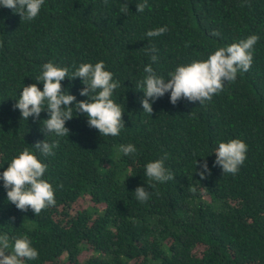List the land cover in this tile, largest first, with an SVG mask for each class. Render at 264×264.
Here are the masks:
<instances>
[{
  "label": "trees",
  "instance_id": "trees-1",
  "mask_svg": "<svg viewBox=\"0 0 264 264\" xmlns=\"http://www.w3.org/2000/svg\"><path fill=\"white\" fill-rule=\"evenodd\" d=\"M143 2L45 0L32 21L0 7V173L46 139V111L39 121L26 120L13 107L25 85L38 83L45 63L68 67L71 78L80 64L104 61L120 84L112 99L125 111L118 136H101L75 111L66 122L69 137L47 136L60 142L54 156L40 157L56 203L39 215L9 203L0 180V234L11 242L29 236L39 256L25 264H264V0H147L139 13ZM164 26L163 35L146 36ZM251 35L259 40L250 70L210 102L182 98L174 106L166 93L152 115L143 111L137 85L146 66L169 79L178 66ZM69 78L64 90L86 100L82 79ZM237 138L248 145L247 158L237 174H223L213 167L214 151ZM127 144L137 153L124 155ZM165 154L175 179L156 182L149 200L139 202L134 191L149 183L147 163ZM205 159L211 174L201 179L197 161Z\"/></svg>",
  "mask_w": 264,
  "mask_h": 264
},
{
  "label": "clouds",
  "instance_id": "clouds-1",
  "mask_svg": "<svg viewBox=\"0 0 264 264\" xmlns=\"http://www.w3.org/2000/svg\"><path fill=\"white\" fill-rule=\"evenodd\" d=\"M107 3V0H105ZM45 0H0V7L12 9L19 14L22 21H32L40 13ZM148 7L147 0L137 4V12H144ZM129 9L125 3L124 11ZM167 26L149 30L148 38L163 35ZM212 36H219L218 31H213ZM257 35H251L237 43L226 47H220L203 61H193L187 65L178 66L174 72L169 73V79L158 76L151 64L144 68L146 77L139 82L137 87L144 93L141 100L144 112L152 115L153 103L170 93V102L177 105L183 98L190 103L199 102L200 105L210 102L214 94H218L224 88L226 82H234L238 72L250 70L253 62L254 45L258 42ZM155 53L154 47L149 49ZM157 55L151 56L155 63ZM105 62L82 63L69 78L70 69L61 67L53 62L43 65L42 74L36 81L43 83V90L38 83L25 85L20 92L14 109H19L22 119L30 117L39 121L42 112H47L48 119L43 120L41 131L46 136L43 141H38L34 146L25 147L15 156L5 171L0 173V180L7 190V200L14 204L18 210L27 212L31 209L36 215L50 206H54L55 189L53 185L44 179L48 165L40 157L54 156V149L59 147V139L48 141L47 136L54 134L56 137H64L70 134L66 122L74 118L75 114H86L88 126L97 129L101 136H118L125 127L124 109L116 103L112 97L114 90L120 87L119 81L113 80V73L105 70ZM66 78L75 80L81 78L84 87L80 91L86 100L77 101V97L64 90L62 81ZM75 106L73 107V103ZM120 151L124 155L137 153L133 144L121 145ZM248 145L241 139H231L220 142L214 153L216 159L213 167L219 166L223 174L235 175L247 158ZM39 153V156L37 155ZM167 155L149 162L146 165L145 175L149 180L146 186H138L135 198L144 203L149 200V189L156 188V182L164 183L175 179L172 172L165 166ZM201 179L211 174L207 159L201 164L197 161ZM62 187V185H61ZM195 191V189H193ZM15 220V217L12 218ZM39 252L33 247L27 234L16 237L11 242L7 234H0V264H25L26 260L38 259Z\"/></svg>",
  "mask_w": 264,
  "mask_h": 264
},
{
  "label": "rangeland",
  "instance_id": "rangeland-1",
  "mask_svg": "<svg viewBox=\"0 0 264 264\" xmlns=\"http://www.w3.org/2000/svg\"><path fill=\"white\" fill-rule=\"evenodd\" d=\"M87 204H88V201L86 200V201H84L81 205L76 206L75 209H81V208H84V207L87 206Z\"/></svg>",
  "mask_w": 264,
  "mask_h": 264
}]
</instances>
